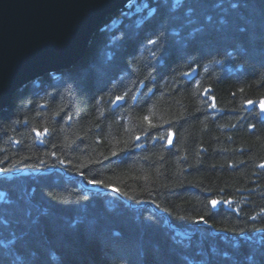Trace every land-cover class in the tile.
I'll list each match as a JSON object with an SVG mask.
<instances>
[{
	"label": "trees",
	"instance_id": "16d2710c",
	"mask_svg": "<svg viewBox=\"0 0 264 264\" xmlns=\"http://www.w3.org/2000/svg\"><path fill=\"white\" fill-rule=\"evenodd\" d=\"M262 100L264 0L116 10L0 110V264H264Z\"/></svg>",
	"mask_w": 264,
	"mask_h": 264
},
{
	"label": "water",
	"instance_id": "95a60500",
	"mask_svg": "<svg viewBox=\"0 0 264 264\" xmlns=\"http://www.w3.org/2000/svg\"><path fill=\"white\" fill-rule=\"evenodd\" d=\"M131 1L0 0V110L27 82L73 66L106 18ZM121 103L116 99L114 107ZM258 109L264 118V100Z\"/></svg>",
	"mask_w": 264,
	"mask_h": 264
},
{
	"label": "bare ground",
	"instance_id": "6f19581e",
	"mask_svg": "<svg viewBox=\"0 0 264 264\" xmlns=\"http://www.w3.org/2000/svg\"><path fill=\"white\" fill-rule=\"evenodd\" d=\"M27 83H28V82H27ZM27 83H26V84H27ZM23 86H24V85H23ZM23 86H22V87H23ZM22 87H20L19 89H21ZM19 89H18V90H19ZM18 90H17V91H18Z\"/></svg>",
	"mask_w": 264,
	"mask_h": 264
}]
</instances>
